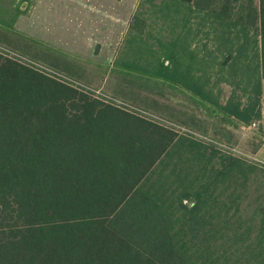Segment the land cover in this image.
Here are the masks:
<instances>
[{
	"label": "trees",
	"instance_id": "trees-1",
	"mask_svg": "<svg viewBox=\"0 0 264 264\" xmlns=\"http://www.w3.org/2000/svg\"><path fill=\"white\" fill-rule=\"evenodd\" d=\"M119 57L262 122L264 0H141ZM219 142L0 54V264H264V163Z\"/></svg>",
	"mask_w": 264,
	"mask_h": 264
},
{
	"label": "rangeland",
	"instance_id": "rangeland-1",
	"mask_svg": "<svg viewBox=\"0 0 264 264\" xmlns=\"http://www.w3.org/2000/svg\"><path fill=\"white\" fill-rule=\"evenodd\" d=\"M140 1L123 3L125 8H136ZM74 2L81 0H0V18L5 23L0 24V54L67 82L81 93L89 91L142 113L180 134L190 130L219 139L234 148L232 152L264 163V99L262 122L225 129L219 116L185 91L120 68L117 62L128 26L122 32L111 29L109 35L110 29L97 28L86 13L87 18L74 27L73 21L80 15L72 7ZM16 12L19 15L11 30L6 26ZM101 30L105 33L99 34ZM252 199L250 192L243 206Z\"/></svg>",
	"mask_w": 264,
	"mask_h": 264
},
{
	"label": "crops",
	"instance_id": "crops-1",
	"mask_svg": "<svg viewBox=\"0 0 264 264\" xmlns=\"http://www.w3.org/2000/svg\"><path fill=\"white\" fill-rule=\"evenodd\" d=\"M124 0H81V2L76 3L74 2L73 6L74 11L77 12L79 15L78 18L75 19L74 27H79L80 19L87 18L86 13L89 14V19L93 25L97 28L105 27L109 30V35L113 34L111 29L114 31H123L125 25L128 26L131 24L133 17L137 11L138 5L136 8H125ZM88 4L91 6V9L88 8ZM95 9V10H94ZM86 16V17H85ZM102 22H107L105 26H103ZM76 25V26H75ZM127 28V29H128ZM105 31V30H104ZM101 33H105L101 30ZM108 34V32H107ZM99 43V42H98ZM236 123L230 121H223L222 125L226 127L225 129L230 130L231 126H234Z\"/></svg>",
	"mask_w": 264,
	"mask_h": 264
},
{
	"label": "built area",
	"instance_id": "built-area-1",
	"mask_svg": "<svg viewBox=\"0 0 264 264\" xmlns=\"http://www.w3.org/2000/svg\"><path fill=\"white\" fill-rule=\"evenodd\" d=\"M257 124H258V123L253 122L251 126H256ZM219 144H220L222 147H224L225 149H229V150H232V151L235 150L234 148H231L230 145H227L226 143H222V142L220 143V142H219ZM241 154H242V153H241ZM246 156H247V155H246Z\"/></svg>",
	"mask_w": 264,
	"mask_h": 264
}]
</instances>
